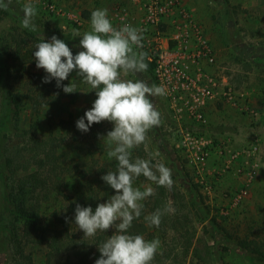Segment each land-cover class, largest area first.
<instances>
[{
    "label": "rangeland",
    "instance_id": "rangeland-1",
    "mask_svg": "<svg viewBox=\"0 0 264 264\" xmlns=\"http://www.w3.org/2000/svg\"><path fill=\"white\" fill-rule=\"evenodd\" d=\"M181 1L194 13L203 33L215 49L216 67L235 87V99L234 102L222 101L211 105L207 111V123L194 130L197 137L209 140L207 148L210 155L204 165L198 166L189 159L183 148L177 145L181 129H187L186 124H179L162 96L152 97V102L161 115V123L156 130L153 131L152 128L147 133L144 144L132 150V157L148 159L153 165L163 163L171 169L173 185L177 186L182 196V201L181 196L179 198L180 206L182 202L190 204L193 199L184 182L197 185V200L210 210L206 223L211 222L223 228L224 230L219 232L230 234L231 242L237 243L238 237H255L264 241V0ZM4 2L7 3V0ZM27 2L28 0H11L6 9L0 8V40L6 39L3 47L8 48L11 45L10 33L14 32H19L23 37L28 36L29 45L35 46L43 38L49 41L55 35L64 40L75 55L83 49L79 45L81 38H72L73 30L78 29L81 34L90 30V17H81L84 8L91 12L107 9L115 27L126 24V21L138 29L142 26L141 11L134 5L133 0H33L38 13L34 20L36 27L35 30L25 29L22 27L23 6ZM125 8H128L127 11ZM117 14L121 15L120 23ZM74 23H78L79 27L73 25ZM151 30L152 27H147L145 33L154 35V30ZM28 67L38 74L42 84V79L47 73L36 65L29 64ZM126 78L144 80L149 86H159L151 71L130 73ZM70 82L76 84L78 90H88V85L82 83L73 71L67 80L62 81L60 90H52V97L45 98L39 112H33L32 103L27 101L21 113L23 127L28 128L29 124L33 123L37 134L49 140L45 155L54 158L64 152L66 160L62 163L70 164L74 169L71 173L64 172L62 190L67 197L51 189L40 195L39 210L42 219L59 228L62 226L57 225L53 217L55 210L64 212L73 201L81 204L86 195L83 181L75 173V165L80 158L76 149L83 145H94L98 148L95 156L86 158L87 162L103 163L114 160L107 157L108 146L104 137L113 129L112 122L94 123L86 133H82L76 126V121L92 107L95 91L65 93L63 85ZM167 146L173 149L172 154L179 158L182 174L175 170L168 162L167 155L163 154L166 153L164 147ZM148 185L155 190V183L145 177L134 181V186L140 187L141 190ZM150 197L142 201L143 205L149 202ZM168 203L175 209L171 195ZM192 216L193 222L196 223V236L202 235L204 224L194 212ZM69 229L71 234L80 236L82 240L91 238L84 237L83 231L77 228L74 221L70 222ZM131 229V234H140L146 240L158 239L160 247L157 252H162L166 245H170L164 244L163 235L157 232L154 226L149 227L144 219L133 221ZM114 231V228H110L107 232L110 236ZM220 235L219 243H211L215 242V246L219 247V258H222L224 264H253L244 254L224 249L227 242L222 238L223 235ZM46 248V245L35 244L30 245L27 250L33 253L36 262H42ZM186 257L184 264H199L193 250H190ZM177 258H181V255ZM218 262L220 260L213 257L211 263Z\"/></svg>",
    "mask_w": 264,
    "mask_h": 264
},
{
    "label": "trees",
    "instance_id": "trees-1",
    "mask_svg": "<svg viewBox=\"0 0 264 264\" xmlns=\"http://www.w3.org/2000/svg\"><path fill=\"white\" fill-rule=\"evenodd\" d=\"M81 17H91V10L84 8ZM73 25L79 27L78 23ZM10 37L11 45L8 48L3 47L6 39L0 40V264H95L101 255L98 245L107 240L109 232H98L88 240L71 234L69 224L75 216L74 201L70 202L66 211L55 210L53 213L54 221L62 228L44 221L41 217L40 195L51 189L67 197L62 190L63 176L64 172L71 173L74 169L70 164L64 165V152L54 158L45 155L49 140L37 134L33 123L28 128L23 127L21 113L27 101L32 103L33 112H39L45 98L52 97L51 91L60 90L63 83L61 82V87H57L56 80L52 79L49 83L41 84L38 74L28 67L29 64L36 65L33 56L36 46L29 45L28 36L23 37L19 32L10 33ZM30 37L33 38V35ZM146 63V72L154 73L155 63L148 60ZM76 151L80 158L75 165V173L83 181L86 192L80 205L91 206L94 210L99 203L106 202L115 194V190L101 177L109 171H116L117 161L87 162L86 158L95 156L98 151L94 145H83ZM164 151L168 162L182 174L179 158L171 152L173 149L167 146ZM184 183L193 197L190 204L182 202V206L178 205L182 196L177 186L173 185L169 190L155 184V195L144 204L140 218L134 220H143L157 209L170 206L168 199L172 196L174 212L163 215L159 227L154 226L163 235V243L170 245H166L162 252H157L152 264H184L190 250L197 255L199 264H212L213 257L220 260L218 264H224L222 258H219V247L215 246L220 242V234L227 242L224 249L244 254L253 264H264V241L255 237H238L237 243L231 242L230 234L219 232L223 228L211 222L206 223L210 210L197 200V185L187 181ZM193 212L204 224V233L199 236H196ZM129 231L131 233L133 230L130 228ZM35 244L47 247L42 262H36L33 253L27 250L30 245ZM180 255L182 259L177 258Z\"/></svg>",
    "mask_w": 264,
    "mask_h": 264
},
{
    "label": "clouds",
    "instance_id": "clouds-1",
    "mask_svg": "<svg viewBox=\"0 0 264 264\" xmlns=\"http://www.w3.org/2000/svg\"><path fill=\"white\" fill-rule=\"evenodd\" d=\"M11 0H0V8H7ZM22 27L35 30L34 20L37 8L33 0L23 6ZM80 37L79 45L83 50L73 55L64 40L53 35L49 41L44 38L33 52L36 67L47 75L43 83L56 80V86L67 80L75 71L81 82L88 85L87 91L78 90L70 82L63 85L65 93L76 91H95L96 99L83 117L76 121L78 130L89 131L94 123L112 122L113 129L108 131L105 143L107 157L117 161V170L109 171L101 179L115 190L110 199L99 203L95 209L76 204L74 222L84 237H95L98 232L115 231L102 244L101 253L95 264H152L160 241L146 240L140 234H131L129 229L134 220L140 218L144 207L142 201L155 195L151 185L134 186L141 175L157 186L171 190L173 186L171 169L163 163L152 164L148 159L132 158V150L144 144L147 133L161 123V115L152 102V97L167 94L164 86L151 85L144 80L126 77L148 70L147 54L143 48V35L140 29L130 24L115 27L107 9L91 12L90 30L81 32L74 29L72 38ZM85 119L87 123H85ZM171 206L157 209L144 217L149 227H159L161 217L173 213Z\"/></svg>",
    "mask_w": 264,
    "mask_h": 264
},
{
    "label": "built area",
    "instance_id": "built-area-1",
    "mask_svg": "<svg viewBox=\"0 0 264 264\" xmlns=\"http://www.w3.org/2000/svg\"><path fill=\"white\" fill-rule=\"evenodd\" d=\"M133 1L141 11V50L147 54L146 60L155 63L154 75L159 86L166 89L162 97L173 117L187 126L181 129L177 145L193 163L204 165L210 155L209 140L197 137L194 130L207 123L211 105L234 102L235 87L220 74L215 49L181 0ZM117 16L119 22L121 15ZM147 27H152L154 35L145 33Z\"/></svg>",
    "mask_w": 264,
    "mask_h": 264
}]
</instances>
